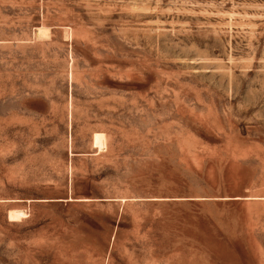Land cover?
Listing matches in <instances>:
<instances>
[{"label":"rangeland","instance_id":"rangeland-1","mask_svg":"<svg viewBox=\"0 0 264 264\" xmlns=\"http://www.w3.org/2000/svg\"><path fill=\"white\" fill-rule=\"evenodd\" d=\"M0 264H264V0H0Z\"/></svg>","mask_w":264,"mask_h":264},{"label":"bare ground","instance_id":"bare-ground-1","mask_svg":"<svg viewBox=\"0 0 264 264\" xmlns=\"http://www.w3.org/2000/svg\"><path fill=\"white\" fill-rule=\"evenodd\" d=\"M40 33H41V34H44V33H46V32H45L43 29H41V30H40Z\"/></svg>","mask_w":264,"mask_h":264}]
</instances>
